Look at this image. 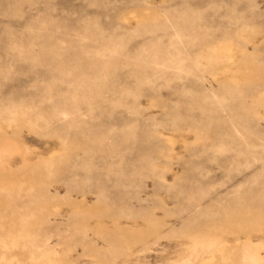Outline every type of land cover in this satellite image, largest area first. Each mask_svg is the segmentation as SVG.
I'll return each instance as SVG.
<instances>
[{
  "label": "rangeland",
  "instance_id": "1",
  "mask_svg": "<svg viewBox=\"0 0 264 264\" xmlns=\"http://www.w3.org/2000/svg\"><path fill=\"white\" fill-rule=\"evenodd\" d=\"M0 264H264V0H0Z\"/></svg>",
  "mask_w": 264,
  "mask_h": 264
}]
</instances>
